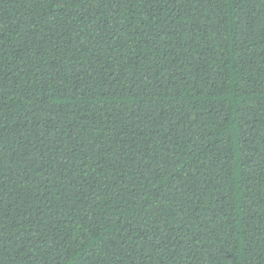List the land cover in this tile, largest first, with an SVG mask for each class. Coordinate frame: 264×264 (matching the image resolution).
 Listing matches in <instances>:
<instances>
[{
  "label": "trees",
  "instance_id": "1",
  "mask_svg": "<svg viewBox=\"0 0 264 264\" xmlns=\"http://www.w3.org/2000/svg\"><path fill=\"white\" fill-rule=\"evenodd\" d=\"M0 264H264V0H0Z\"/></svg>",
  "mask_w": 264,
  "mask_h": 264
}]
</instances>
